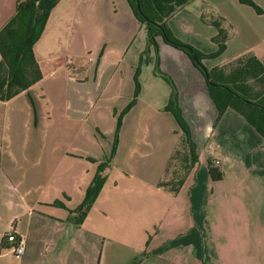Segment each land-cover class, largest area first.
<instances>
[{"label": "crops", "instance_id": "0c3cea01", "mask_svg": "<svg viewBox=\"0 0 264 264\" xmlns=\"http://www.w3.org/2000/svg\"><path fill=\"white\" fill-rule=\"evenodd\" d=\"M18 1L0 0V28ZM252 1L259 11L239 0H187L166 24L210 52L216 29L204 19L224 18L230 34L218 55L201 59L207 67L243 52L263 58L264 0ZM141 25L126 0H57L50 8L32 45L40 79L0 100V264H264V139L232 107L214 121L202 73L160 37L152 73L173 80L197 161L175 192L157 184L164 166L148 164V149L156 152L160 144L170 88L145 98L138 80L104 182L81 220L73 221L97 163L105 160L94 131L99 124L114 130L118 109L132 96V75L146 46L144 34L132 47ZM76 69L91 79L74 76ZM122 131L132 141L118 160ZM247 139L256 146L250 155ZM207 158L218 160L220 178L210 177ZM9 231L23 240L19 255L5 239Z\"/></svg>", "mask_w": 264, "mask_h": 264}, {"label": "trees", "instance_id": "16d2710c", "mask_svg": "<svg viewBox=\"0 0 264 264\" xmlns=\"http://www.w3.org/2000/svg\"><path fill=\"white\" fill-rule=\"evenodd\" d=\"M57 0H19L15 5L12 16L0 28V100H6L41 77V71L35 60L32 45L40 35L50 8ZM187 0H126L134 16L144 25L146 46L141 50L138 62L132 75L133 89L130 100L119 110L114 125V139L110 153L103 161H99L96 169L85 187L82 202L76 209L74 222H79L90 206L92 200L105 179L104 167L114 153L117 132L121 123V116L135 102L139 92L138 72L142 61V54L151 46L157 59V37L184 51L194 66L204 77L206 92L216 110L214 121L226 107H232L243 115L245 120L264 137V57L258 58L247 52L240 53L225 62L207 67L202 63L203 57L218 55L225 47V41L230 32L224 24L221 15L204 19L212 24L216 32L210 39L216 43V49L202 52L188 42L175 36L166 19ZM251 5L256 11L260 8L252 0H239ZM193 53V56L189 54ZM159 74L170 86L168 98L163 109L168 111L178 125L186 149L181 153L180 175L160 180L157 184L175 192L182 182L188 169L197 161L196 144L192 139L187 121L184 119L178 104L176 86L171 77L159 71ZM176 150L170 154L173 155ZM207 171L211 178L221 177V171L210 158L206 159ZM3 246V245H2Z\"/></svg>", "mask_w": 264, "mask_h": 264}, {"label": "rangeland", "instance_id": "374dc122", "mask_svg": "<svg viewBox=\"0 0 264 264\" xmlns=\"http://www.w3.org/2000/svg\"><path fill=\"white\" fill-rule=\"evenodd\" d=\"M144 34H145V29H144V25L142 24L141 28L137 31L134 37L133 46L132 44L131 46L134 47L136 44L138 45L141 42H143ZM153 52L154 51L152 47L150 46V48L147 49V51L142 54V62L139 65V69L141 67V71L138 72L140 73L138 80L141 81L145 87V95H144L145 98H149V95H152L153 92L156 93L157 95L160 92L166 93L168 89L170 88L168 82L160 74H158V70H155L156 74L152 73L154 70L153 66L156 67V60H154ZM125 58H127V56ZM124 62H125V59L122 62V64ZM120 72H121V76H125L122 74V72H125V71H123L121 68H120ZM72 73L74 74V76L85 77L83 78L84 80L87 79L85 82L91 79L90 75L88 76L86 72L80 69H76L72 71ZM82 92H85V89H83ZM114 100L115 99H113V101ZM112 103H115V102H112L111 100L108 102V105H111ZM139 105L140 103L139 104L137 103L136 108H138ZM103 108L104 107L102 106L101 109ZM110 109L112 110L113 108L110 107ZM120 109H118V111ZM139 111H141L142 114L146 113L147 116H149L150 114L159 115V113H156L157 111H154L153 108H149V107H142V108L139 107ZM161 114L163 115L162 117L163 118V129H162L161 136H160L161 141H160V144L157 145L156 152L153 149L149 150L147 148L148 155H149L147 157V162L150 165H156V164L159 165L161 163L162 166H164V171L162 174L163 179L169 180L171 176L173 177L175 175L174 177L176 178L177 175H180V171L182 169L181 168L182 167L181 166L182 164L181 163V153L185 151L186 144L183 139V135L178 125L174 121L172 115L168 111H163ZM89 120L90 118L88 119V121ZM88 121H86L85 124L88 125L87 123ZM98 123H100V120H98ZM103 128L104 127L99 124L98 127L94 131V137H95V140L97 141V144L95 146L99 149L100 156L105 159L108 157L110 153V149L113 144L114 130L109 132V131H104ZM262 138L264 139L263 136ZM131 141L132 140L129 137V133L124 134L122 131L121 137H120L119 148L117 150L118 155L116 156L118 160L122 158V156L124 155L125 149L128 147V145L131 144ZM225 142L227 146L229 147L231 146V141H225ZM248 142H249L248 139L245 140L244 145H246V143L248 144L247 150H248V154L250 155V153H252L256 149V146L249 144ZM117 143H118V132H117V141H116L115 149L117 147ZM243 149L245 150V148ZM173 150H176V153H174L173 155L169 157V155L173 152Z\"/></svg>", "mask_w": 264, "mask_h": 264}, {"label": "built area", "instance_id": "2783aa9c", "mask_svg": "<svg viewBox=\"0 0 264 264\" xmlns=\"http://www.w3.org/2000/svg\"><path fill=\"white\" fill-rule=\"evenodd\" d=\"M218 160L214 159V163H217ZM5 239L9 243V248L11 252L15 255H19L23 250V240L21 237L17 236L14 231H9L5 234Z\"/></svg>", "mask_w": 264, "mask_h": 264}, {"label": "water", "instance_id": "95a60500", "mask_svg": "<svg viewBox=\"0 0 264 264\" xmlns=\"http://www.w3.org/2000/svg\"><path fill=\"white\" fill-rule=\"evenodd\" d=\"M189 54H190L191 56H193V53H192L191 51H189Z\"/></svg>", "mask_w": 264, "mask_h": 264}]
</instances>
